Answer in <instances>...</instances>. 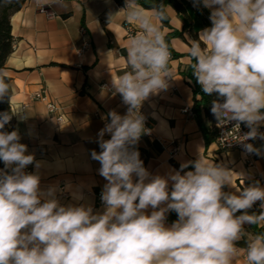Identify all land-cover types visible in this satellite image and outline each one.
<instances>
[{
  "label": "clouds",
  "instance_id": "clouds-1",
  "mask_svg": "<svg viewBox=\"0 0 264 264\" xmlns=\"http://www.w3.org/2000/svg\"><path fill=\"white\" fill-rule=\"evenodd\" d=\"M195 2L211 10L212 26L191 43L192 74L204 94L216 95L211 112L218 124L235 121L238 129L244 123L250 131L240 142L260 154L244 142L264 140L258 131L264 124V0ZM126 7L134 8V0H126ZM164 18L163 11L157 13V20ZM128 20L140 32L127 49L130 70L112 82L128 111L108 113L110 122L98 133L101 151L91 153L107 181L102 213L62 205L54 188L42 191L39 175L25 171L34 155L26 154L17 130H4L19 111L11 106L0 112V264H234L241 251L247 264H264V232L249 235L244 229L264 224L259 182L226 192L234 172L202 156L166 177L151 176L143 166L134 148L146 131L139 109L173 77L159 24L138 10ZM5 97L11 104L10 85L0 71V100ZM189 164L193 170L184 171ZM257 201L260 213H249ZM172 211L178 219L168 225ZM242 239L245 249L238 247Z\"/></svg>",
  "mask_w": 264,
  "mask_h": 264
},
{
  "label": "crops",
  "instance_id": "crops-1",
  "mask_svg": "<svg viewBox=\"0 0 264 264\" xmlns=\"http://www.w3.org/2000/svg\"><path fill=\"white\" fill-rule=\"evenodd\" d=\"M122 1L120 5L115 0H26L10 16L13 48L0 71L6 73L10 85L11 104L5 97L10 111L11 106L19 111L9 123L11 131H18L20 142L27 145L26 154L35 158L25 171L39 175L42 191L54 188L62 205L92 206L94 212H103L104 205L98 203L97 195L107 181L99 174L100 163L91 153L101 151L98 133L110 122L108 113L116 111L123 116L128 111L129 106L112 82L130 70V41L124 25L130 23L140 31L137 22L128 20L130 12L138 10L159 24L164 36L173 31L183 36L169 42V50L178 56L169 61L173 78H166L167 89L150 95L140 107L150 118L155 137L144 136L134 146L143 166L151 176L166 177L202 156L234 172L233 187L225 186L227 191L259 182L256 178L264 187V144H256L260 154L255 153L253 165L247 166L241 152L218 148L211 115L202 108L197 114L193 111V89L183 72L191 64L192 41L199 38L201 30L212 26L211 10L195 0H179L187 17L167 8L170 28H165L154 10L142 8L135 0L134 8H128L126 0ZM39 6H49L54 18L39 14ZM83 42H88V48L79 54ZM41 91L60 107L63 123L47 112L44 103L30 98ZM184 108L191 109L194 116L183 114ZM110 138V134L104 135L105 140ZM189 170H193L191 164L184 169ZM61 185L69 194L68 200L59 199ZM254 205L260 209L259 201ZM249 226L244 225L246 233L254 235ZM258 227L264 232V224ZM238 247L245 249V240ZM234 264H247L246 253L241 251Z\"/></svg>",
  "mask_w": 264,
  "mask_h": 264
},
{
  "label": "trees",
  "instance_id": "trees-1",
  "mask_svg": "<svg viewBox=\"0 0 264 264\" xmlns=\"http://www.w3.org/2000/svg\"><path fill=\"white\" fill-rule=\"evenodd\" d=\"M26 0H0V70L4 67L6 59L12 52L13 48V37L10 31V16L18 11L25 3ZM118 4L122 5V0H115ZM137 4H139L142 8L148 10H154L156 15L158 12L163 11L165 14V18L163 20H159L163 27L170 28L169 25V17L166 13L167 8H171L178 15H183L187 17L185 7L179 0H135ZM176 37L183 39L182 33L178 31H173L165 36V41L169 46L170 39ZM169 48V47H168ZM172 53V57H177L178 55L174 52ZM194 61L191 60V64ZM190 66L183 72V75L189 80L190 85L193 89L194 94V105L193 111L195 114L198 113L199 109L202 108L206 114L210 115V110L212 107V101L216 99V95H206L203 93L200 85L197 83L196 78L192 74V68ZM10 112V105L6 98L0 100V112ZM5 131L11 132L10 125L5 126ZM4 168V164L0 161V169ZM224 191L229 192L224 188ZM260 209L249 210V213L259 214ZM240 213H237L239 215ZM178 219L177 214L172 211L168 213V222L172 224L175 220ZM249 229L255 235L261 233V229L258 227V224H250Z\"/></svg>",
  "mask_w": 264,
  "mask_h": 264
},
{
  "label": "built area",
  "instance_id": "built-area-1",
  "mask_svg": "<svg viewBox=\"0 0 264 264\" xmlns=\"http://www.w3.org/2000/svg\"><path fill=\"white\" fill-rule=\"evenodd\" d=\"M61 1L62 0H53V2H61ZM37 12L39 14L45 15L49 19L54 18V14L50 10L49 6H39L37 8ZM124 30H125L126 38L129 41L136 34H138L140 32L139 30L135 29L130 23H126L124 25ZM87 48H88V42H83L82 48L79 51V54H81V52H83ZM168 50H169V48H168ZM169 52H170V60H171L173 57H172V53L170 50H169ZM30 98L34 101H40V102L44 103L47 112L50 115H52L58 123L64 122V115L61 112L60 107L58 105H56L54 102L50 101L48 96L46 95V93L44 91L34 93ZM139 111H140L141 115L144 117L143 124H144V129L146 131L144 133H142L138 142L142 141L144 136L147 138H150V139H154L155 137L152 133V125L150 122V118L148 116H146L140 109H139ZM182 113L186 114L188 116H194L193 111L189 108H184L182 110ZM210 115L213 119V131H214V135H215V142L217 143L218 148L222 151L237 150V151L241 152L244 155V160H245L246 165L251 167L255 161L256 155H255V153L247 152L244 148L243 143H241L239 140V138L244 136L248 131H250V129L244 123H241L239 125V128L237 129L235 127V125H236L235 121H231V122L225 123L224 125H220V124H218V122L215 119L214 115L212 114L211 110H210ZM258 131L260 133H264V126H260ZM244 143H251L254 146H256V144H264V140L256 138L254 140L245 141ZM256 181L261 182L262 180L260 178H256ZM58 196H59V199L61 201L68 200L69 194H68L64 185H61L59 187ZM97 198H98V203L103 204L101 201V193H98ZM253 209H255V205H253V207L249 210H253ZM167 221H168V216H167L166 222Z\"/></svg>",
  "mask_w": 264,
  "mask_h": 264
}]
</instances>
